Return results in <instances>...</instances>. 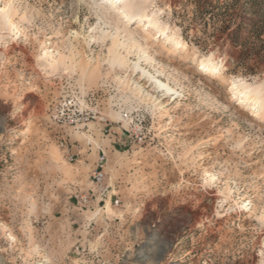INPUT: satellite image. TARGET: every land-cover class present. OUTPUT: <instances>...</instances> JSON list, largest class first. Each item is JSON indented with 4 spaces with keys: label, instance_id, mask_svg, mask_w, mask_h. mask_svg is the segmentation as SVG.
Listing matches in <instances>:
<instances>
[{
    "label": "rangeland",
    "instance_id": "rangeland-1",
    "mask_svg": "<svg viewBox=\"0 0 264 264\" xmlns=\"http://www.w3.org/2000/svg\"><path fill=\"white\" fill-rule=\"evenodd\" d=\"M93 2L0 0V264H264V108L228 91L245 80L264 100V0H139L186 43L176 56L156 27ZM118 27L180 97L111 68ZM203 57L224 78L201 72ZM75 97L107 122L53 121Z\"/></svg>",
    "mask_w": 264,
    "mask_h": 264
},
{
    "label": "bare ground",
    "instance_id": "bare-ground-1",
    "mask_svg": "<svg viewBox=\"0 0 264 264\" xmlns=\"http://www.w3.org/2000/svg\"><path fill=\"white\" fill-rule=\"evenodd\" d=\"M138 1L139 0H94L93 3L97 6V9H99L102 13H111L112 10L119 12L121 14V18L126 19L128 23L140 21L145 22L146 24H148L149 27H156L160 32L164 34V36H166L165 43H169L172 46L171 48L167 49V54L169 56H176L180 54V51L182 50L187 51L188 47L186 43H184L174 35L167 34L166 29L164 28L166 26H162V24L156 18V14L152 13L149 15L143 12ZM5 21H7V23ZM5 21L4 22L6 25L10 24V17L8 14L5 15ZM102 34L104 37L107 36V32L102 31ZM112 40V46L109 49L110 58L109 60L107 59L111 68H118L124 71H127L129 68H131L134 73H141V76H143L144 79L146 78L147 80L151 81V83L154 85V88L158 91L165 93L168 96L180 97V93L178 92V90L172 87L169 81L165 82L161 79V77L165 76L166 73L164 71H159L156 68V60L153 54L146 47V45L144 46L141 43V40L137 38V35L135 33H129L126 30H123L121 32V29L118 27L116 29L115 35L112 36ZM120 50L126 53L127 56L134 55L137 60L135 62L129 63L127 57L124 54L120 53ZM59 57L60 58L57 59L54 58V56L46 55V60H48L49 66L51 67L53 72H58L62 68L65 71H70L71 73L76 72V65L68 66L66 63V57ZM143 65H147L149 68H153L156 73H151L149 70L145 69ZM198 67L199 70L203 72L206 76L224 78V68L214 65L209 59V57L201 58L198 61ZM80 68V70H82V74L85 76H87L88 74H90V76H94L95 74H97L96 70H93L90 73L88 72L87 74V69L84 66ZM224 81H226V79ZM127 85L130 86L129 88L131 90V93L133 94V97L135 96L137 98L139 96L140 99L142 98L141 101H145L150 97L148 95L149 93L147 94L144 88L138 85L137 83L134 82L132 85ZM251 87L252 86L247 84L245 80H239L237 83H233V85L229 86L228 91L234 96H239L241 101H252L254 103V106L257 108H261L262 111L264 108V100H262V96L257 91L251 90ZM159 106H161L160 108L162 110L164 109L162 107L163 105ZM262 112L264 113V111ZM262 112L258 111L257 115L262 114Z\"/></svg>",
    "mask_w": 264,
    "mask_h": 264
},
{
    "label": "built area",
    "instance_id": "built-area-1",
    "mask_svg": "<svg viewBox=\"0 0 264 264\" xmlns=\"http://www.w3.org/2000/svg\"><path fill=\"white\" fill-rule=\"evenodd\" d=\"M128 120V115L124 117ZM51 119L58 124L75 127L85 128L91 123H106L107 119L101 116L95 108H88L84 102L78 98H66L57 104L51 114ZM94 182L102 186L107 179V159L104 152L98 160V166L93 174Z\"/></svg>",
    "mask_w": 264,
    "mask_h": 264
}]
</instances>
